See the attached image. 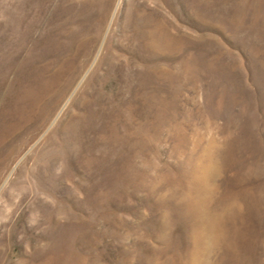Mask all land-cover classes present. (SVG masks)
Segmentation results:
<instances>
[{
    "label": "rangeland",
    "instance_id": "1",
    "mask_svg": "<svg viewBox=\"0 0 264 264\" xmlns=\"http://www.w3.org/2000/svg\"><path fill=\"white\" fill-rule=\"evenodd\" d=\"M0 264H264V0H0Z\"/></svg>",
    "mask_w": 264,
    "mask_h": 264
}]
</instances>
